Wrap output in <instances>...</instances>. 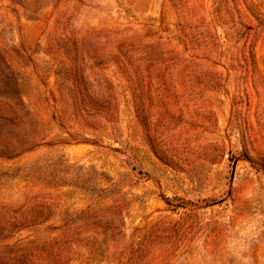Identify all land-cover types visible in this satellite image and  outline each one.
Instances as JSON below:
<instances>
[{
	"label": "rangeland",
	"instance_id": "obj_1",
	"mask_svg": "<svg viewBox=\"0 0 264 264\" xmlns=\"http://www.w3.org/2000/svg\"><path fill=\"white\" fill-rule=\"evenodd\" d=\"M0 264H264V0H0Z\"/></svg>",
	"mask_w": 264,
	"mask_h": 264
}]
</instances>
